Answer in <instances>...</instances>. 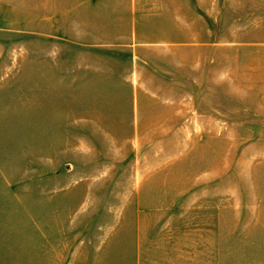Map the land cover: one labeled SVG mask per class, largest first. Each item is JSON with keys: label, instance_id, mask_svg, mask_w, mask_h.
<instances>
[{"label": "rangeland", "instance_id": "1", "mask_svg": "<svg viewBox=\"0 0 264 264\" xmlns=\"http://www.w3.org/2000/svg\"><path fill=\"white\" fill-rule=\"evenodd\" d=\"M33 10L0 0V264H117L119 223L193 221L201 192L221 194L223 220L264 225V0H189L161 58L207 85L174 104L150 82H23L38 54L52 62Z\"/></svg>", "mask_w": 264, "mask_h": 264}, {"label": "crops", "instance_id": "2", "mask_svg": "<svg viewBox=\"0 0 264 264\" xmlns=\"http://www.w3.org/2000/svg\"><path fill=\"white\" fill-rule=\"evenodd\" d=\"M36 2L37 12L30 13L35 18L28 22H37L38 30L28 34L36 33L39 39L52 40L53 52L49 53L52 62L46 68L38 54L36 69L35 63L32 68L24 66L23 82H71L74 86L84 82L86 86L132 87L136 93L141 82H150L169 89L155 93L171 104L188 95L189 87L207 85L184 82L188 76L183 73V82H177L173 57L169 56V69L161 58L173 52L168 46L175 32L173 24L182 29L183 9H188L189 0ZM173 6L181 7V13L177 11L179 14L174 15ZM43 24H53V30L43 32ZM56 24L69 26L56 27ZM78 44L86 45L80 57ZM149 50L156 52V61L145 57ZM210 84L216 86V82ZM199 195L203 200L199 203L203 215H197L193 221L159 222L152 215L143 214L135 222L119 223L117 264H264V248L254 246L255 242L264 240L251 233L263 230L264 225L241 222L237 214L225 221L221 194L201 192Z\"/></svg>", "mask_w": 264, "mask_h": 264}]
</instances>
